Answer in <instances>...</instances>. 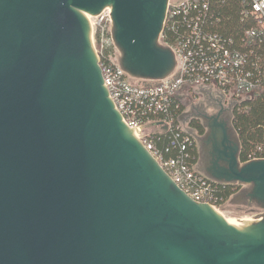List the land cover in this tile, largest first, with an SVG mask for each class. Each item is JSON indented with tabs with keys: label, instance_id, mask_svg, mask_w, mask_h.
I'll return each mask as SVG.
<instances>
[{
	"label": "water",
	"instance_id": "water-1",
	"mask_svg": "<svg viewBox=\"0 0 264 264\" xmlns=\"http://www.w3.org/2000/svg\"><path fill=\"white\" fill-rule=\"evenodd\" d=\"M168 1L0 0V264H264V217L190 199L104 85L84 13L110 8L123 70L164 81L179 68L158 45ZM240 148L199 171L264 210V160Z\"/></svg>",
	"mask_w": 264,
	"mask_h": 264
},
{
	"label": "built area",
	"instance_id": "built-area-1",
	"mask_svg": "<svg viewBox=\"0 0 264 264\" xmlns=\"http://www.w3.org/2000/svg\"><path fill=\"white\" fill-rule=\"evenodd\" d=\"M169 1L159 43L179 61L171 79L134 78L123 70L110 8L92 16L93 44L104 85L125 124L138 131V141L179 189L196 203L220 211V187L226 184L198 171L191 154L196 137L183 107L199 96L209 105L214 100L217 108L230 112L234 129L235 110H247L262 97L264 0H183L177 5ZM258 152L260 157L248 162L264 160V144ZM263 217L264 213L253 221Z\"/></svg>",
	"mask_w": 264,
	"mask_h": 264
},
{
	"label": "flooded vegetation",
	"instance_id": "flooded-vegetation-1",
	"mask_svg": "<svg viewBox=\"0 0 264 264\" xmlns=\"http://www.w3.org/2000/svg\"><path fill=\"white\" fill-rule=\"evenodd\" d=\"M158 45L160 46L159 40ZM216 106V109L210 112H199L200 114L197 115V118H192V115L189 114V116L191 117V119L189 120V129L194 133L196 137V144L199 155L198 167L200 171L211 175L221 174L220 168L225 165L227 166L226 162L229 163L230 158L234 157L238 145V138L232 133L230 127V112L222 107L217 108ZM213 116L216 117L211 118ZM215 118L218 119V121L222 124L219 126L215 125ZM193 121L199 123V125L204 128L203 133H200L198 128H194L191 126V123ZM241 188L242 192L239 195L240 198H243L244 195L246 193L248 194L252 189L249 186L243 185L240 187V189Z\"/></svg>",
	"mask_w": 264,
	"mask_h": 264
},
{
	"label": "trees",
	"instance_id": "trees-1",
	"mask_svg": "<svg viewBox=\"0 0 264 264\" xmlns=\"http://www.w3.org/2000/svg\"><path fill=\"white\" fill-rule=\"evenodd\" d=\"M96 38H99L97 33ZM232 123L240 141V162L246 163L254 157H260L262 153L258 152V147L264 144V93L261 98L252 102L247 110L244 108L235 110ZM191 126L198 128L200 133L204 132V128L195 121ZM191 154L193 161L197 163L199 157L197 147H193ZM220 189L225 202L240 189V186L226 184Z\"/></svg>",
	"mask_w": 264,
	"mask_h": 264
},
{
	"label": "rangeland",
	"instance_id": "rangeland-1",
	"mask_svg": "<svg viewBox=\"0 0 264 264\" xmlns=\"http://www.w3.org/2000/svg\"><path fill=\"white\" fill-rule=\"evenodd\" d=\"M90 20L95 22V18L91 16ZM94 34V27L92 28V39ZM94 49L96 50L97 47L94 44ZM207 99L204 96H199L197 99H192V102L186 103L184 106V113L192 115V118H197L200 113L204 111H212L209 109L210 107L215 108L216 101L212 100L211 104H207ZM206 103V104H205ZM185 119V117H184ZM189 119L191 117L189 116ZM198 171L200 170L198 167V162L196 163ZM241 187V186H240ZM242 192V188L235 192L227 201L223 203L220 207V214L221 215H229L234 216L236 218H243V220L253 219L256 220L258 216L264 213V210L260 208L255 202L250 201L247 193L244 195L243 198H240V193Z\"/></svg>",
	"mask_w": 264,
	"mask_h": 264
},
{
	"label": "bare ground",
	"instance_id": "bare-ground-1",
	"mask_svg": "<svg viewBox=\"0 0 264 264\" xmlns=\"http://www.w3.org/2000/svg\"><path fill=\"white\" fill-rule=\"evenodd\" d=\"M84 16L86 17V19L89 21L90 23V26H91V37H92V28L94 27L92 21L90 20L91 18V15L87 14V13H84ZM219 213H221L220 211H218Z\"/></svg>",
	"mask_w": 264,
	"mask_h": 264
}]
</instances>
